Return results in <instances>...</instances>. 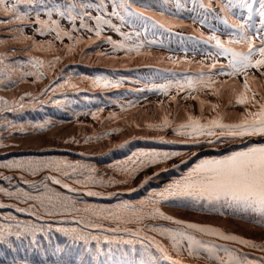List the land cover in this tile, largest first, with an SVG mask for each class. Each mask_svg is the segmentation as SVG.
Here are the masks:
<instances>
[{
    "label": "snow or ice",
    "instance_id": "obj_1",
    "mask_svg": "<svg viewBox=\"0 0 264 264\" xmlns=\"http://www.w3.org/2000/svg\"><path fill=\"white\" fill-rule=\"evenodd\" d=\"M191 2L193 8L187 11L196 13L192 17L193 24L206 25L210 30V34L205 35L198 28H193L197 35L195 38L189 37L194 41V51L203 58L189 60L171 55L160 57L161 62L166 60L174 66L162 70L170 75L162 76L163 82H154L145 88L129 89L137 93H156L166 99L168 106L165 99H160L156 102L158 113L154 118L147 117L144 113L143 119H136L133 115H125L129 108L136 107L130 101L127 108L121 105V114L110 112L105 118L113 122L123 121L127 127L148 133L115 143L110 151L125 149L133 140H150L163 145H181L183 148L130 151L124 159L109 166L113 172L111 176L101 175L94 166L82 160L66 157H27L0 161V169L13 173L4 175L0 172V181H11L16 173L43 176L39 185L35 181L24 180V183L31 184L37 195L21 188L11 191L0 187V193L25 205L16 206V212H27L37 219L44 216L70 218L78 227L57 228L55 231L74 242H87L89 237L98 240L99 237L87 231L89 229L123 232L130 237L119 238L118 243L144 244L146 241L144 249L148 255L144 257L143 264H159L160 260L167 264H190V258H195L197 264H254L239 250L217 245L215 240L197 238L198 235L233 242L264 253V241L257 243L254 239L243 238L213 225L187 222L161 210L163 202H180L185 206L192 204L201 209L227 207L258 212L264 216V0H260L259 7H254L248 0H227V3L222 0ZM152 3L153 0H65L61 5L55 3V0H0V29H7L10 36L8 40L0 39V85L7 87L28 83L29 77L32 78L30 82L33 85L48 80L39 92V96L47 97V100H37L32 92H25L11 101L0 95V116L26 108L28 105L24 102L25 97H31L39 104L52 103L59 107L63 102L53 99L57 94L66 96L69 92L94 90L104 92L122 87V78H113L103 73L77 74L75 77L68 73L65 76L66 68L61 65L65 59L84 54L86 48L98 43H105L110 47V53L96 52V56L100 58L119 60L120 53H123L126 60L133 59V54L150 57V48L158 41L149 39V35L155 36L157 31L163 30L160 32L161 36L164 33L179 36V33H173V29L185 26L173 19L175 14L166 17L161 12L159 20L149 15ZM176 7L177 11L181 10L179 0ZM215 8H219L226 18L214 14ZM233 9H247V17H241L243 23L229 15ZM42 14L47 18H42ZM254 16H258V24L253 22ZM210 20L219 21L224 31H220ZM62 21H67L68 26H63ZM125 25L130 31H122ZM28 26L32 27L31 35L24 31ZM108 32L118 34L120 38L114 39ZM180 43H185L182 37ZM201 44L203 48L199 47ZM17 45L21 46L20 50L27 56L24 64L13 60ZM38 54L43 55V58ZM10 60L13 62H7ZM185 65L195 67H184ZM144 66L153 67L151 64ZM82 82H86V86ZM205 97H212L214 100ZM182 100L195 101L198 107L181 109ZM171 105H175V108L170 107ZM103 111V108H99L90 113L92 119L99 121L101 125L105 123V119L100 117ZM53 123L52 120L45 119L42 123L25 125L4 119L0 123V149L10 147L4 142V132L11 137L13 133H23L27 129L43 130ZM121 131V127L114 126L103 134L93 132L80 138L72 136L63 143L73 145L82 141L89 144ZM205 148L222 154L196 159L179 179L172 180L159 191L149 192L144 199H118L117 203L109 207L89 204L80 199L118 198L120 191L107 189L129 185L145 170L155 167L157 171L145 175L136 187L127 189L129 192H136L161 172L187 165ZM80 155L83 156L84 153L81 152ZM48 182L59 185L74 195L55 192L50 189ZM97 186H103V190H93ZM41 188L43 192H40ZM5 207L9 205L0 203V209ZM157 220L168 221L175 227L146 223ZM104 222L114 224L115 227L105 228ZM39 231L44 229L30 224L22 227L18 225L15 231L0 228V242H8L11 235H15L17 239L31 236L29 243L38 246L36 234ZM157 237L166 239L162 241ZM104 239L110 241L107 236ZM153 248L158 255L151 252ZM56 255V264H91L86 255L77 257L70 250L59 249ZM256 264H264V256Z\"/></svg>",
    "mask_w": 264,
    "mask_h": 264
},
{
    "label": "rangeland",
    "instance_id": "obj_2",
    "mask_svg": "<svg viewBox=\"0 0 264 264\" xmlns=\"http://www.w3.org/2000/svg\"><path fill=\"white\" fill-rule=\"evenodd\" d=\"M223 3H227V0H222ZM254 4V7H259L260 0H248ZM60 4L59 2H55ZM179 3L182 5L181 10L177 11V0H153V3L148 10L149 15H153L155 19H161L160 13L164 12L165 16H170L175 14L173 17L174 20L182 22L184 27H176L173 29V33H179V36L164 33L163 36L160 35L159 30L156 32L155 36L149 35V39H157L158 43L151 46L150 51L152 55L148 56H135L133 54V59L126 60L123 58V53H120L121 59L111 60L107 58H100L96 56L97 51H108L110 53L109 45L105 43H98L93 45L90 48L84 50V54H77L72 58L65 59L62 67L66 68L65 76L68 73H72L73 76L80 75H96V74H106L112 76L113 78H122L123 86L117 89H111L108 91H88V92H69L67 95L57 94L53 99L62 101V105L57 107L52 103L39 104L36 101H33L31 97H25V104L28 105L24 110L28 113V108L33 107L34 113L31 116H26V125L31 123H42L45 119L52 120L54 123L50 124L47 128L43 130H32L26 135L20 137L19 134L13 133V137L17 139L4 142L9 144L10 147L3 148L1 152L8 153V158H0V161L13 158H27V157H57V158H68L72 160H82L85 163L91 164L94 166L101 175L111 176L113 174L112 169L109 167L115 161L122 160L130 153V151L144 149H182L181 145H163L152 142L150 140H133L131 144L122 150H111L112 145L115 143H121L125 139H131L135 135H146L147 132L141 131L139 129L127 127L123 121H108L105 118L110 112H116L118 115L121 114V105H124L127 108L128 102H132L136 107L129 108L128 112L125 115H133L136 119H143L144 113L147 117L154 118L158 113L156 108V102L160 99H165L164 97L153 93V92H133L129 89L136 88H145L150 86L151 83H160L163 82L161 79L162 76L170 75L169 73L162 72L165 68H173L174 66L167 62L166 60L161 62L160 57H167L169 55L175 56L178 58H187L189 60L195 59L200 60L203 57L197 55L193 49V39L197 33L193 32V28H198L200 32L205 35L210 34V30L206 25H200L199 23L193 24L192 17L196 14L195 12H189L187 9L193 8L191 0H179ZM201 11L202 10H199ZM214 14H219L222 18L224 17L223 13H220L219 8H215ZM229 15H233V18L240 19V22L243 23L241 17H247V9H233ZM42 18L46 19V16ZM55 18V17H54ZM115 23H119L115 21ZM210 22L220 30L224 31L223 25L217 20H210ZM253 22H259L258 16L253 17ZM62 25L67 27L68 22L62 21ZM122 31H130L127 25L122 28ZM26 33L32 34V27L26 29ZM109 35H112L114 39H119L118 34L108 32ZM181 37L185 40V43L182 45L180 43ZM10 38L9 33L5 34L0 39L8 40ZM37 39H44L42 37H37ZM17 51L13 60L19 64H24L27 61V56L21 51V46L17 45ZM200 48L204 46L199 45ZM187 49V51H184ZM7 51V48L3 49ZM41 55V54H38ZM43 58V55H41ZM9 63L13 62L12 60L7 61ZM145 64H151L153 67H145ZM177 69L179 66H176ZM184 67H195L194 65ZM115 69V71H113ZM126 71H132V74L127 73ZM28 83H18L15 86L9 85L5 87L0 85V95H5L6 99L12 100L23 95L25 92H32L34 96L37 97V100L44 99L47 100V97H40V89L48 83V80L45 79L39 85L31 84L32 78H27ZM75 82V79L73 80ZM86 86V82H82ZM50 95V93H49ZM87 97V99H85ZM145 97L147 99H145ZM206 99L214 100L212 97H205ZM115 101V103H113ZM165 104L167 101L165 99ZM181 109L185 107L196 108L197 102L188 100L187 102L181 101ZM146 106V107H142ZM170 107L175 108V105ZM99 108H103L104 111L100 113L101 119H105V123L101 125L99 121L93 120L90 113L96 111ZM140 109V111H137ZM23 111V110H22ZM183 111L181 110V116ZM4 119L12 120L9 115L6 113L0 116V123ZM13 121V120H12ZM14 123L19 124L20 122ZM119 126L122 131L120 133H113L105 139L98 141L90 142L89 144H84L82 141L80 144L73 145H64L63 141L72 136L80 138L85 134L91 135L93 132L96 134H103L108 131L110 127ZM30 130V129H28ZM17 135V136H14ZM9 137L8 135H6ZM83 152L84 155L81 156L80 153ZM222 152H217L210 149L207 153L199 155L197 158H193L189 161L187 165H180L179 168H171L169 171L161 172L158 177H154L143 188H138L136 192H129L127 189L129 187H136L139 183L136 182L137 178L132 181L129 185H119L112 186L107 189V191L118 190L121 192V195L118 198H101V197H80L82 202H87L93 205H99L104 207H109L118 202V199L138 201L144 199L149 192L159 191L161 186L165 183L168 184L174 179H179V177L187 170L188 167H191L193 163L196 162V159L205 158L210 156L221 155ZM154 171H157L155 167H151L140 175H151ZM0 172H3L4 175H13L12 172L7 170L0 169ZM35 181L39 185L40 181L43 179V176H31V175H21L16 173L13 176L11 181H0V187H5L8 190L14 191L16 188H21L25 191L31 192L33 195H37V191L33 190L31 184L24 183V180ZM49 187L55 192L63 193L64 195H74L68 193L65 189L60 188L59 185H52L50 182ZM103 190V186H97L93 190ZM40 192H43V189H40ZM3 194V193H2ZM0 203L9 205L0 209V228L5 229H17V226L22 225L26 219H30V222H41L40 225H45L49 227L54 225L55 227L60 228H72L78 227L76 224L69 219L61 218H49L44 216L41 219H37L35 216L29 215L27 212H16L15 207L25 205L18 200H14L8 196H0ZM33 203H38L33 201ZM197 207L191 205H183L171 202H163L161 205V210L168 215H172L175 218L185 220L187 222H195L204 225H213L221 228L229 233L237 234L243 238L254 239L257 243L264 241V216H261L260 213H251L246 211H241L233 208H219L209 209L203 208L196 210ZM83 214V213H81ZM9 217H14V219H9ZM146 223L154 224L159 227H170L174 228L175 225H172L168 221L157 220V221H146ZM36 224V223H35ZM50 224V225H49ZM37 228L44 229V236H41L39 245H29V258L23 259V264H56L58 259L56 251L59 249L70 250L71 253L77 257L81 255H86L90 259L91 264H143V259L148 253L145 252L144 244L134 243V244H124L118 243L119 238L129 239L125 233H110L105 232L101 229H89V232L92 235L99 237L98 240H92L89 237L87 242L83 241H64L59 240L56 236L49 234L50 231H45L46 228L43 226H37ZM104 227H115L114 224H108L104 222ZM128 227H133L128 225ZM88 231V230H87ZM94 234H93V233ZM40 232H37L39 234ZM151 235V233H150ZM107 236L110 238V241H106L104 237ZM162 241L166 238L157 237ZM204 240H215L217 245H223L229 249H237L240 253L245 254L247 259L254 262H259L261 257L264 256V253L259 250H253L246 247H242L233 242L218 240L212 237H200ZM31 240V236L28 238V242ZM55 241V242H54ZM67 241V240H66ZM4 244H0V248ZM13 245H15L13 243ZM9 248V247H8ZM7 248V249H8ZM14 248V247H13ZM6 250V249H5ZM0 249V251H5ZM16 251V250H14ZM151 252L155 255V249H151ZM222 254V253H221ZM149 258H152L151 256ZM9 261L3 259L0 261V264H14L12 259L8 256ZM67 259V256H65ZM112 259V260H111ZM1 260V257H0ZM159 264H167L166 261L160 260ZM190 264H197L195 258H190Z\"/></svg>",
    "mask_w": 264,
    "mask_h": 264
},
{
    "label": "trees",
    "instance_id": "obj_3",
    "mask_svg": "<svg viewBox=\"0 0 264 264\" xmlns=\"http://www.w3.org/2000/svg\"><path fill=\"white\" fill-rule=\"evenodd\" d=\"M55 2H59L61 5H63L65 3V0H55ZM21 8L23 10V6H21ZM21 27H23V26H21ZM27 28H30V26L24 28L25 32H26ZM5 34H8V30L7 29H0V38H2ZM126 72L132 74V71H126ZM2 96L5 97V95H2ZM5 99H6V97H5ZM33 113H34L33 107H29L28 108V113L23 109V111L20 110V111H18L16 113H6V114L9 115L13 121H15V122L18 121V122H20L19 124H25L26 125V123H23L24 121L26 122V116H31ZM31 131H32L31 129L30 130L27 129L23 133L16 132V134H19L20 137H22V136L26 135L28 132H31ZM6 135H7V132H4L3 136L6 139V141H9L10 139L11 140L17 139V137H18L17 135H14V136H17V137H13L12 138V136L11 137H7ZM0 150H2V149H0ZM2 157H4L3 159L8 158V153L0 151V158H2ZM166 185L167 184L165 183L164 185L161 186L160 189H162ZM0 196L2 197V196H6V195L0 193ZM171 203L183 204V203H180V202H171ZM183 205H185V204H183ZM188 205L197 207L196 210H200L201 209L199 206H195V205H192V204H188ZM39 223H41V222H39V221L30 222V219H26L25 222L22 223V225H20V226L22 227L25 224L43 226L44 228H46L45 231H50L49 234L54 235V236H56L57 239L64 241V245H65V243H69L68 241L72 240L69 237H67L64 234H62L61 232L55 231V229L60 228V227H55L54 225H50L49 224L51 226V229L49 230V227H45L44 224L40 225ZM15 230L16 229H13V231H15ZM39 232H40L39 234H36L37 240H39L41 236H44V234H43L44 231H39ZM28 238H29V236L21 237L20 239H17L15 237V235H11V236L8 237V242H0V244H2V243L4 244L0 249H3V250L6 249L3 252L0 251V257H1L0 261H3V259L9 261V259H8V256H9L12 259L14 264H23V259L26 258V257L29 258V251H30L29 245L30 244L27 241ZM44 238H45V236H44ZM13 243L15 245H13ZM14 250H16V251H14Z\"/></svg>",
    "mask_w": 264,
    "mask_h": 264
},
{
    "label": "bare ground",
    "instance_id": "obj_4",
    "mask_svg": "<svg viewBox=\"0 0 264 264\" xmlns=\"http://www.w3.org/2000/svg\"><path fill=\"white\" fill-rule=\"evenodd\" d=\"M210 149L209 148H205L199 155L201 154H205L209 151ZM144 178V175H139V177L137 178L136 182L137 183H140V181Z\"/></svg>",
    "mask_w": 264,
    "mask_h": 264
}]
</instances>
